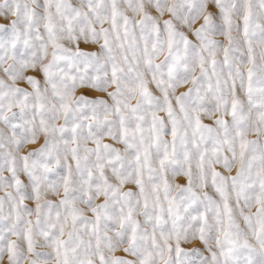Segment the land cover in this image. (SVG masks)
Here are the masks:
<instances>
[{"label": "snow or ice", "instance_id": "6c2138e0", "mask_svg": "<svg viewBox=\"0 0 264 264\" xmlns=\"http://www.w3.org/2000/svg\"><path fill=\"white\" fill-rule=\"evenodd\" d=\"M0 193V264H264V0H0Z\"/></svg>", "mask_w": 264, "mask_h": 264}, {"label": "rangeland", "instance_id": "374dc122", "mask_svg": "<svg viewBox=\"0 0 264 264\" xmlns=\"http://www.w3.org/2000/svg\"><path fill=\"white\" fill-rule=\"evenodd\" d=\"M160 59H163V57H161ZM157 62H159V61H157ZM154 87V86H153ZM186 87L187 86H185V87H182L181 89H178L177 90V94H179V92H181V91H184V90H186ZM133 103H135V101H133ZM161 115H163V114H161ZM203 119V122L204 123H210V121L206 118V117H204V118H202ZM105 142L106 143H112V141L110 140V139H106L105 140ZM37 147L39 146L38 144L36 145ZM89 147H93L94 145H92L91 143H89V145H88ZM115 147H121V145H114ZM181 182H183V181H181ZM127 185L125 186V189H127ZM0 195H2V193H0ZM102 199L103 198H101L100 200H98V203L99 202H102Z\"/></svg>", "mask_w": 264, "mask_h": 264}]
</instances>
